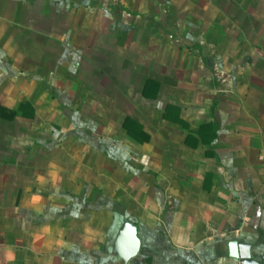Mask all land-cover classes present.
Masks as SVG:
<instances>
[{"label":"crops","instance_id":"crops-1","mask_svg":"<svg viewBox=\"0 0 264 264\" xmlns=\"http://www.w3.org/2000/svg\"><path fill=\"white\" fill-rule=\"evenodd\" d=\"M0 105V264L264 257V0H0Z\"/></svg>","mask_w":264,"mask_h":264},{"label":"water","instance_id":"water-1","mask_svg":"<svg viewBox=\"0 0 264 264\" xmlns=\"http://www.w3.org/2000/svg\"><path fill=\"white\" fill-rule=\"evenodd\" d=\"M228 255L236 260V264H264V257H258L249 243L232 239L227 242ZM118 255L126 262L135 257L141 249L138 226L126 219L121 226L115 241Z\"/></svg>","mask_w":264,"mask_h":264},{"label":"trees","instance_id":"trees-1","mask_svg":"<svg viewBox=\"0 0 264 264\" xmlns=\"http://www.w3.org/2000/svg\"><path fill=\"white\" fill-rule=\"evenodd\" d=\"M7 112L9 113L8 109L6 107H4L3 105H0V113H4V116H8ZM6 113V114H5ZM134 125H138L137 122L135 120H133L132 118H128L125 121V126L129 129V132L131 134L134 133L132 127H134ZM136 135V134H135Z\"/></svg>","mask_w":264,"mask_h":264}]
</instances>
